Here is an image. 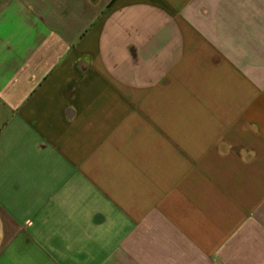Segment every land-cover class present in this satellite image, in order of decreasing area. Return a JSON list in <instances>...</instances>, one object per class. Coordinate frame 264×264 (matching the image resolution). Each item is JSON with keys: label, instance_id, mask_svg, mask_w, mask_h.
Masks as SVG:
<instances>
[{"label": "crops", "instance_id": "crops-1", "mask_svg": "<svg viewBox=\"0 0 264 264\" xmlns=\"http://www.w3.org/2000/svg\"><path fill=\"white\" fill-rule=\"evenodd\" d=\"M0 264H264V0H0Z\"/></svg>", "mask_w": 264, "mask_h": 264}]
</instances>
